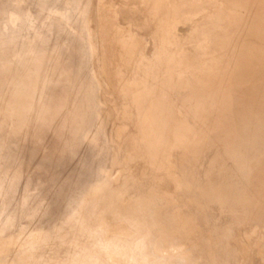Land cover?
<instances>
[{
	"label": "bare ground",
	"instance_id": "bare-ground-1",
	"mask_svg": "<svg viewBox=\"0 0 264 264\" xmlns=\"http://www.w3.org/2000/svg\"><path fill=\"white\" fill-rule=\"evenodd\" d=\"M20 3L0 6V132L36 127L39 99L61 86L60 112L55 94L44 107L108 168L56 229L27 218V197L2 209L0 264H171L193 251L264 264V0ZM41 70L60 85L47 96ZM11 112L27 120L5 123ZM20 174L0 176L1 197Z\"/></svg>",
	"mask_w": 264,
	"mask_h": 264
},
{
	"label": "rangeland",
	"instance_id": "rangeland-1",
	"mask_svg": "<svg viewBox=\"0 0 264 264\" xmlns=\"http://www.w3.org/2000/svg\"><path fill=\"white\" fill-rule=\"evenodd\" d=\"M14 2L15 0H4L1 3V0H0V6L4 8L3 13L5 14L10 13V11L19 12L20 9L27 6L26 3L24 4L20 3L19 5H16L14 4ZM50 4L52 3H49V5ZM0 15L1 16L3 15L2 12H0ZM40 21L41 20H39L38 23ZM2 23H3V20H2ZM2 27L3 26L1 25L0 33H1ZM18 29L16 27L15 30L13 31L15 32ZM45 30L46 32H48L47 28H45ZM69 47L70 45L68 43V48ZM68 48L64 49L62 55L64 56L68 55ZM73 62L75 63V61ZM40 73L41 74L43 73L42 77L45 79V80L41 79L42 82L40 84L42 86L44 93L46 94L45 96H47L49 93H52V91H56V85L59 88L60 85H58V82H56L57 84H54L55 82H52V79H50L45 74L46 71L41 70ZM59 89H57V91L61 93L57 92L56 94V92H53L52 94H49V97L48 96L47 97L51 99L50 95L55 94L54 96H56V98H54L53 96L52 99L54 98L55 100L53 99L54 100L53 102H56L58 97H59L58 99H60L62 95H66L68 93L66 90H62L63 87L61 88V86ZM46 92H49V93L47 94ZM47 97H45L44 99H47ZM43 100L39 99V103H40L39 107H41V109H39V113L37 115L34 116V113L31 114L33 117H35L31 119V121H32V125H34L33 120H36L35 124H37V121L41 125H44L46 123L47 126L45 125L46 127L44 126L45 127L44 129L47 131H45L43 128H41L42 131L40 130V128H37L38 125H40L38 123L36 127L30 128L28 130L24 129V131H22L21 134L8 133L6 130H2L0 132L1 134L0 144L6 147L5 151L8 152V159H9L8 161H6L7 163L3 162L0 159V176H2V174L7 169H10L12 167H14L17 171L21 173L18 182L11 189V191H4L8 195L4 196L3 194L2 197L0 196L1 198L0 199V211L5 212L4 213L5 215L6 211H4L5 210L4 208H6V210L8 209V211H11L13 208L17 206V203H19V200L21 198L27 197V201H26L27 205L25 204L26 206L24 208V212L26 213L27 218L33 219L36 224L39 223V225L51 226V228L56 229L59 226V221L64 220L65 215L67 214L65 212L67 211L69 206L75 205V203L79 201V199L81 198L80 194H83L84 190L85 191L89 190V188L93 185L92 186L93 189L91 190L90 188L89 191L90 192L92 191L91 193L94 194L95 191L93 190H95L94 187L96 186L94 184L95 183L97 184V182L100 180L99 178L102 177V175H100V171L104 173V169L108 168L107 166L108 164H105L104 162H102L104 161L105 156L103 160H101L104 152H101L100 154L98 152L99 151L98 146L95 148L93 144L90 145L89 143H87L89 146H87V144L80 145V143L78 144L79 141L77 140H71V141L69 140L70 136H69V132L67 131V128L64 129L65 127L63 126L60 127L59 125L61 123L56 122L58 120H61V118L59 117L60 116L62 117V115L58 116V114H56L58 112L52 111L53 114L52 112H50L52 114L51 116L52 118L50 117L51 114L49 113V111L55 110L56 108V110L57 111L59 110L60 112L61 110L60 108H62L61 106H63V104L60 102L62 101V99L59 100L60 102L59 105H57L58 104V100H57V103H51L52 106H50L51 105V104L49 105L50 102L47 101L48 105L50 106L49 107L47 105L48 106L47 108L49 109L53 108L49 111L48 109H46V107H44L46 106V104L44 103L46 101H43ZM56 105L60 108L58 109ZM53 106H56V107H53ZM44 112L46 113V115H48L47 116L48 118L50 117L48 121H47V117H45L46 115H44L45 114ZM37 116L38 118L36 119ZM53 116L54 117L56 116V117L54 118ZM3 117H6L7 119L6 120L4 118L5 123L8 121V119H13L15 121L22 122L24 121L23 118H26L21 115L13 114L12 112L9 113L7 116H3ZM57 118L59 119L53 122L54 121L53 119H57ZM49 121H52L51 122L52 124L51 123L48 124ZM62 121L64 122L65 118H63ZM28 124L30 125V123ZM32 125L30 126L32 127ZM35 129H38V131L36 132ZM43 130L45 132H43ZM82 131L84 132V134L87 132V131L85 132L81 127V132ZM81 132L80 134L82 135L83 132L82 133ZM38 133L39 134L41 133V134L39 135ZM40 138H42V142ZM31 141L34 143H32ZM80 148L83 150H81ZM84 150H87V151H84ZM3 151H4V148H3ZM85 156L87 159L85 158ZM8 175L9 174L6 175L5 179H7ZM102 180H103V177L101 178V182ZM0 191H1L0 194L2 195L3 190L1 187H0ZM24 191L25 192L27 191V192L24 193ZM89 191H87V196L91 194V193L88 194ZM84 194L86 195L85 192ZM44 211H46V213L43 214L42 212ZM39 213H41L40 216H39ZM0 218L4 220L5 217L1 216ZM2 219L0 221H2ZM0 224L2 223L0 222ZM21 226H23L22 221L20 220H18L17 222L15 221V224L8 230L9 235L7 236L14 237L16 235V232L14 231L21 230ZM40 231L43 232L42 234L43 236L49 230L43 229ZM198 238H199V234H198ZM41 247L43 248L42 250L46 252L45 248L47 246L45 245ZM54 249H56L57 251H55ZM51 252L53 254V257L56 260H58V258L59 260H61L60 257L63 255L62 252L60 253L57 248H52ZM190 253L191 254L189 255V257L185 258V256H183L182 259L173 257L171 264H223L220 261L208 260L209 258H207V256H204L198 252L193 251ZM192 255H194L193 258H192ZM204 261L206 263H204ZM45 262H46V259L43 258V261H41L39 264H45ZM47 262L48 263L46 264H50V263L58 264L52 258L47 260ZM257 263L261 264L259 263V261Z\"/></svg>",
	"mask_w": 264,
	"mask_h": 264
}]
</instances>
